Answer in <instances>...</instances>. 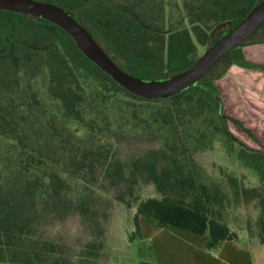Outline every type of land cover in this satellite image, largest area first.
Returning a JSON list of instances; mask_svg holds the SVG:
<instances>
[{
    "label": "trees",
    "instance_id": "1",
    "mask_svg": "<svg viewBox=\"0 0 264 264\" xmlns=\"http://www.w3.org/2000/svg\"><path fill=\"white\" fill-rule=\"evenodd\" d=\"M40 1L69 13L122 71L152 80L191 66L198 46L206 49L260 0H182L186 25L174 29L165 25L162 0ZM261 33L264 21L193 84L148 99L119 86L57 25L0 9V264H84L57 259L52 242H35L40 228L77 214L95 237L86 242L90 256L103 245L107 218L108 199L97 189L129 206L138 184L157 195L136 201L131 233L142 217L204 235L214 248L236 237L229 209L250 204L254 236L264 242V153L228 131L213 83L241 59V45L264 40ZM69 123L81 133L67 130ZM119 135L155 145L122 160L109 142ZM219 140L225 153L236 145V159L248 158L255 184L222 170L211 178L195 162V152Z\"/></svg>",
    "mask_w": 264,
    "mask_h": 264
},
{
    "label": "rangeland",
    "instance_id": "2",
    "mask_svg": "<svg viewBox=\"0 0 264 264\" xmlns=\"http://www.w3.org/2000/svg\"><path fill=\"white\" fill-rule=\"evenodd\" d=\"M162 4L166 26L168 24L174 29L186 25L182 0H162ZM203 51V47H197V53L199 55ZM66 128L69 131H73L76 135L81 133V130L76 124L69 123ZM109 142L115 157L122 160L138 154L144 148H151L155 145V142L149 139L139 140L129 135L116 136ZM232 149V154L225 153L224 144L219 140L213 144L211 149L195 152L193 158L204 170L206 175L211 178H221L222 170L233 173L248 186L255 184L257 179L256 172L254 169L249 168L248 158L245 160L236 159L234 154L237 146L233 145ZM97 192L100 196H105L108 199V208L106 209L107 218L102 223V235L100 238L103 245L98 251H93L90 256L85 253L86 242L95 239V237L80 222L77 214H70L62 220L55 218L49 219L35 236V242H52L56 246L54 256L59 260L69 263H77L79 258H82L84 264H132V261L136 257H145L150 242L142 239L140 228L139 232L131 233L134 229L132 216L135 212L136 201L147 196L157 195L153 187L148 184L136 185L134 188V197L137 199L131 200L129 206L113 199L110 194L106 193L108 192L106 189H97ZM255 216L256 211L250 204H237L229 209L227 214L228 225L236 234V237L232 240L238 242L239 236H243L244 234L249 239L256 240L254 236ZM138 222L143 224L141 222L148 223L149 221L138 217ZM155 241L156 239L153 241V248L154 256L157 257L159 248L158 246L155 247ZM251 251L253 257L251 264H264V243L258 248H253Z\"/></svg>",
    "mask_w": 264,
    "mask_h": 264
},
{
    "label": "crops",
    "instance_id": "3",
    "mask_svg": "<svg viewBox=\"0 0 264 264\" xmlns=\"http://www.w3.org/2000/svg\"><path fill=\"white\" fill-rule=\"evenodd\" d=\"M261 33L258 38H263ZM241 59L232 61L213 83L221 101L228 131L249 151L264 153V40L239 47ZM139 223L142 239L150 242L145 257L132 264H251L252 249L262 243L246 234L206 248V236L177 227ZM158 256H154V244ZM153 244V245H152Z\"/></svg>",
    "mask_w": 264,
    "mask_h": 264
},
{
    "label": "water",
    "instance_id": "4",
    "mask_svg": "<svg viewBox=\"0 0 264 264\" xmlns=\"http://www.w3.org/2000/svg\"><path fill=\"white\" fill-rule=\"evenodd\" d=\"M0 9L35 16L63 29L78 50L126 91L143 98L177 93L199 79L225 52L244 41L264 21V0L255 4L229 31L208 46L188 68L164 79L143 80L122 71L90 34L61 7L40 0H0Z\"/></svg>",
    "mask_w": 264,
    "mask_h": 264
}]
</instances>
